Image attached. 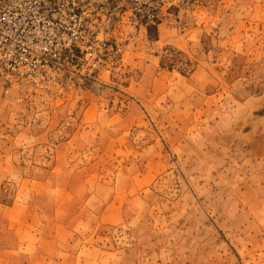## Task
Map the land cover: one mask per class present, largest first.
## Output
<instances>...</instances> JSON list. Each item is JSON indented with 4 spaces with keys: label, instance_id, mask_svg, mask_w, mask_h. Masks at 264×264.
Instances as JSON below:
<instances>
[{
    "label": "rangeland",
    "instance_id": "374dc122",
    "mask_svg": "<svg viewBox=\"0 0 264 264\" xmlns=\"http://www.w3.org/2000/svg\"><path fill=\"white\" fill-rule=\"evenodd\" d=\"M150 27L110 69L0 80V264H264V0Z\"/></svg>",
    "mask_w": 264,
    "mask_h": 264
},
{
    "label": "built area",
    "instance_id": "2783aa9c",
    "mask_svg": "<svg viewBox=\"0 0 264 264\" xmlns=\"http://www.w3.org/2000/svg\"><path fill=\"white\" fill-rule=\"evenodd\" d=\"M199 1L0 0V80L48 87L65 83L75 61L110 69L134 33Z\"/></svg>",
    "mask_w": 264,
    "mask_h": 264
},
{
    "label": "trees",
    "instance_id": "16d2710c",
    "mask_svg": "<svg viewBox=\"0 0 264 264\" xmlns=\"http://www.w3.org/2000/svg\"><path fill=\"white\" fill-rule=\"evenodd\" d=\"M155 28H157V27H155ZM148 32H149V34L152 32V27H150L148 29ZM168 48H170V47H167V49ZM172 50L175 51L181 57H183V59H181V61H180V63H181L180 67H179L180 72L186 76L191 74L195 70L198 62L190 59L189 56L182 50H179V49H172ZM166 59L164 57H162L161 66L168 68L170 70H173L176 67L175 58L173 57L170 59V57H169L167 60Z\"/></svg>",
    "mask_w": 264,
    "mask_h": 264
},
{
    "label": "crops",
    "instance_id": "0c3cea01",
    "mask_svg": "<svg viewBox=\"0 0 264 264\" xmlns=\"http://www.w3.org/2000/svg\"><path fill=\"white\" fill-rule=\"evenodd\" d=\"M162 24V22L161 23H159L158 25H157V28H158V30H160V25ZM146 30H148V29H146ZM145 30V31H146ZM187 48V47H186ZM188 49V48H187ZM179 50H181V49H179ZM183 51L185 50V49H182ZM155 57H158L159 58V55H156ZM157 62L160 64V66H161V58L160 59H157ZM199 66V64H197V66H196V68H195V70L192 72V73H194L195 71H196V69H197V67ZM162 67V66H161ZM170 70V69H169ZM170 71H172V70H170ZM191 73V74H192ZM112 211H113V216L111 217V220H110V212H111V210L109 209V208H107L106 210H103V211H101V213H100V215H99V219L101 220V221H109V222H115L116 220H118L119 218H120V210H117V212H116V210H115V207H113L112 208ZM22 244H25V243H22ZM22 244H20V241H19V246L18 247H20V245H22ZM18 254H20L19 253V251H18Z\"/></svg>",
    "mask_w": 264,
    "mask_h": 264
}]
</instances>
